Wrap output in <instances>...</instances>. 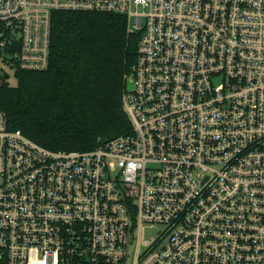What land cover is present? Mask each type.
I'll list each match as a JSON object with an SVG mask.
<instances>
[{
    "label": "built area",
    "instance_id": "built-area-1",
    "mask_svg": "<svg viewBox=\"0 0 264 264\" xmlns=\"http://www.w3.org/2000/svg\"><path fill=\"white\" fill-rule=\"evenodd\" d=\"M59 10L140 33L132 130L55 151L0 110V264H264V0H0V85Z\"/></svg>",
    "mask_w": 264,
    "mask_h": 264
},
{
    "label": "trees",
    "instance_id": "trees-1",
    "mask_svg": "<svg viewBox=\"0 0 264 264\" xmlns=\"http://www.w3.org/2000/svg\"><path fill=\"white\" fill-rule=\"evenodd\" d=\"M139 40L123 13L56 11L49 67L19 70L16 83L1 84L0 110L11 128L55 151L93 149L130 132L125 74Z\"/></svg>",
    "mask_w": 264,
    "mask_h": 264
},
{
    "label": "rangeland",
    "instance_id": "rangeland-1",
    "mask_svg": "<svg viewBox=\"0 0 264 264\" xmlns=\"http://www.w3.org/2000/svg\"><path fill=\"white\" fill-rule=\"evenodd\" d=\"M11 82L14 84L17 82V79L13 78ZM157 230H158V228H148L146 231V237L150 238L151 236H153L156 233Z\"/></svg>",
    "mask_w": 264,
    "mask_h": 264
}]
</instances>
